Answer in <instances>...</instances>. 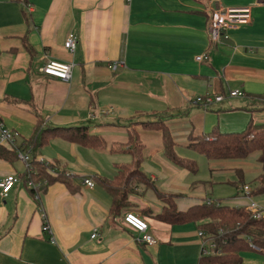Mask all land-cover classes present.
<instances>
[{"label":"crops","instance_id":"1","mask_svg":"<svg viewBox=\"0 0 264 264\" xmlns=\"http://www.w3.org/2000/svg\"><path fill=\"white\" fill-rule=\"evenodd\" d=\"M227 7H250L251 23L212 44L211 12ZM69 34L76 39L72 53L64 48ZM202 55L207 61L197 62ZM46 60L71 64L69 81L44 76ZM231 91L243 97L228 98ZM205 94L224 100L203 110L193 101ZM161 115L174 151L213 130H264V0H0V120L18 134L16 148L24 151L38 120L46 127L86 126L105 142L95 150L53 139L39 150L36 159L56 166L70 188L47 183L38 200L24 180L26 165L0 159V179H20L0 193V264H198L203 243L197 224L155 220L163 205L154 190L139 186L128 196L130 208L110 213V196L97 179H113L119 165L132 161L110 149L135 133L143 147L141 171L155 190L180 195V211L214 201L210 186L233 177L235 199L248 202L242 187L251 190L264 163L258 152L207 160L210 181H197L165 158L161 132L142 127ZM129 212L147 223L154 244L136 241L122 221ZM241 264L264 259L246 253Z\"/></svg>","mask_w":264,"mask_h":264},{"label":"trees","instance_id":"2","mask_svg":"<svg viewBox=\"0 0 264 264\" xmlns=\"http://www.w3.org/2000/svg\"><path fill=\"white\" fill-rule=\"evenodd\" d=\"M11 1L19 3L22 0ZM25 48L28 53H32L28 45H25ZM164 120L161 115V120L141 124L143 128L161 132L164 156L169 162L191 174H196L195 162L181 158L175 153V146ZM53 139L88 149L101 150L105 147L103 139L99 135L92 134L86 126L46 127L38 120L23 148L24 151L30 152L29 168L32 169L30 175L33 182L47 181L48 185L62 182L70 188L68 178L59 173L56 166L41 163L36 159V153ZM118 146L111 148L110 152H124L132 161L129 164L119 165L113 179H97L99 186L110 196L112 215H118L128 208V196L142 184L144 188L154 190L156 198L163 205L161 212L153 217L155 220L169 226L197 224L199 232L211 239L214 244L213 253L201 255L198 264H241L242 255L246 253H256L264 259V218L254 219L245 207H230L219 201L208 202L204 199L200 204L180 211L175 203L180 195L155 190L149 178L141 171L139 164L143 147L136 134L131 133L128 142ZM188 148L208 161L242 160L258 152L259 163H264V130L255 131L251 126L239 133L213 130L191 139ZM0 159L7 162L16 160V149L0 145ZM51 170H55V175L50 172ZM28 174L26 171L24 178ZM255 182L258 187L255 191L250 190L251 198L264 195V173L260 174Z\"/></svg>","mask_w":264,"mask_h":264},{"label":"built area","instance_id":"3","mask_svg":"<svg viewBox=\"0 0 264 264\" xmlns=\"http://www.w3.org/2000/svg\"><path fill=\"white\" fill-rule=\"evenodd\" d=\"M251 23V8L250 7H227V8H218L211 12L208 26V37L209 41L212 44H218L222 39H228V33L230 31L236 30L239 27L247 26ZM76 47V39L74 35L69 34L64 42V48L72 53ZM195 60L197 62L207 61V56L202 55L196 57ZM72 65L69 63H60L56 61L46 60L42 65L40 71L41 73L50 78L58 79L62 82L69 81L71 77ZM228 98H237L243 97V93L240 91H231L227 95ZM224 100V96L222 95H201L198 96L193 104L200 106L203 110H207L214 103H219ZM18 137V134L13 131L7 130L2 121L0 120V145H6L9 147H13L17 151V159L22 162L27 167V172L30 174L31 168H29L30 152L29 151H21L19 148H16L15 142ZM41 163L47 164L44 160L40 159ZM24 178L29 190H31L34 194V198L38 200L39 191L42 187L47 185V181H38L33 182L31 177L29 176ZM20 179L16 176H6L0 179V193L1 195H6L12 187L19 183ZM84 185L88 188H93V183L89 180H84ZM242 192L247 199L250 198V189L248 186L242 187ZM247 211L250 212L254 219L262 218V210L257 208L255 204H250L245 207ZM123 224L128 228L137 233L136 241L141 244H154L152 237L147 233L148 225L147 223L138 217L136 214L129 212L123 216ZM43 230L48 231V226L43 224ZM96 233L94 232L91 235V238H95ZM198 237L201 239L202 246V254L201 255H210L214 248V244L205 234L199 232ZM206 246V247H205Z\"/></svg>","mask_w":264,"mask_h":264},{"label":"rangeland","instance_id":"4","mask_svg":"<svg viewBox=\"0 0 264 264\" xmlns=\"http://www.w3.org/2000/svg\"><path fill=\"white\" fill-rule=\"evenodd\" d=\"M175 151L177 152V154L180 157L186 158L188 160L195 162L196 167H197V172L194 175L188 174L189 177L194 178L195 180L203 182V183L210 181V179H209V176H210L209 168L210 167L208 166L207 160L204 159L203 156H201V155L197 154L196 152H193L187 148H184L182 145H179V147H177V149L175 148ZM251 157H253V156H251ZM256 166H259V164H256ZM261 167H264V165L260 164V169H261ZM54 171L55 170H51L50 172L53 175H55ZM31 172H32V169H31L30 173ZM59 173H61V172H59ZM29 176L31 177L30 174H29ZM251 176L252 175H250V177ZM25 177L27 178L28 175H26ZM237 183H238V181H237L236 177L235 178L233 177V178H230L229 182H227L224 185H212V186H210V189H209L210 199H212L214 201H219L222 204L230 206V207H240V206L242 207L241 204H243V201H244L246 205L255 204L257 206V208L264 209V195L252 197L248 202H247V200H239L238 199L239 201H241V202H238L235 199L236 194H237V188L235 186H237ZM141 187L144 189V186L142 184H141ZM250 187H251V191H255L258 186H257V183L255 181H253L250 184ZM137 188H135V189H137ZM135 189L131 195H133L135 193ZM211 191H212V193H211ZM130 207H131V205L128 201V208H130Z\"/></svg>","mask_w":264,"mask_h":264}]
</instances>
